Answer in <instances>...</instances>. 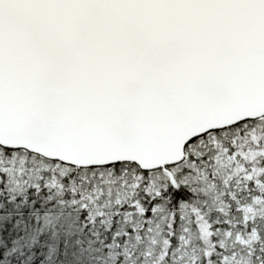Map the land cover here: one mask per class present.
<instances>
[{
  "label": "snow or ice",
  "instance_id": "6c2138e0",
  "mask_svg": "<svg viewBox=\"0 0 264 264\" xmlns=\"http://www.w3.org/2000/svg\"><path fill=\"white\" fill-rule=\"evenodd\" d=\"M0 264H264V0H0Z\"/></svg>",
  "mask_w": 264,
  "mask_h": 264
}]
</instances>
